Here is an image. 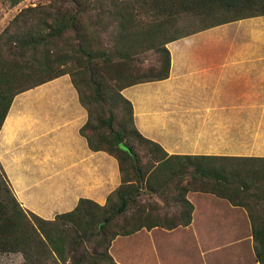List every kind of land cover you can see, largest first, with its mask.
Masks as SVG:
<instances>
[{
  "label": "crops",
  "instance_id": "0c3cea01",
  "mask_svg": "<svg viewBox=\"0 0 264 264\" xmlns=\"http://www.w3.org/2000/svg\"><path fill=\"white\" fill-rule=\"evenodd\" d=\"M167 47L168 78L123 90L140 132L168 156L264 158V14L188 34ZM87 119L69 74L14 97L0 130V164L23 207L53 220L80 198L104 205L121 185L117 158L91 149L82 135ZM152 171L157 175L149 176ZM176 175L171 167L148 173L149 226L128 241L149 239L153 253L159 238L177 241L162 248L163 264H261L251 219L263 213L261 204L251 213L213 193L186 190L187 181ZM184 196L193 205L189 221ZM119 249L124 254L121 243Z\"/></svg>",
  "mask_w": 264,
  "mask_h": 264
},
{
  "label": "trees",
  "instance_id": "16d2710c",
  "mask_svg": "<svg viewBox=\"0 0 264 264\" xmlns=\"http://www.w3.org/2000/svg\"><path fill=\"white\" fill-rule=\"evenodd\" d=\"M185 14L202 17L203 25L179 36L174 32ZM263 14L264 0H52L16 15L0 34V130L18 93L69 74L88 111L82 135L91 149L116 157L123 176L104 205L80 198L73 210L48 220L23 207L0 164V253H23L29 264L43 258L64 264H119L110 253L113 240L149 226L146 205L138 197L152 184L144 182L149 171L139 165L132 149L137 138L152 147L155 161L160 162L157 168L177 164L184 171L193 168L195 190L227 198L250 212L251 201L261 204L263 213L251 214V219L256 255L264 264V158L168 156L159 143L140 132L133 104L123 94L131 85L169 77V42ZM150 50L163 51L165 56L155 78L134 65ZM70 62L75 69L69 68ZM112 67L118 75L105 72ZM86 77L96 91L92 95L81 89L78 79ZM128 162L136 180L127 178ZM183 205L189 221L193 205L185 196Z\"/></svg>",
  "mask_w": 264,
  "mask_h": 264
},
{
  "label": "rangeland",
  "instance_id": "374dc122",
  "mask_svg": "<svg viewBox=\"0 0 264 264\" xmlns=\"http://www.w3.org/2000/svg\"><path fill=\"white\" fill-rule=\"evenodd\" d=\"M52 0H0V34L2 31L8 26V24L18 15L24 8L29 7V6H36V5H47L51 2ZM203 18L195 15H183L181 17V21L178 27V32H174L179 36L185 35L190 31H194L195 29H198L202 27L203 25ZM169 49V48H168ZM170 51V49H169ZM171 54V51H170ZM164 52L163 51H155V50H150L147 51L146 54H143L140 57H137L134 65L141 66L144 68L143 72L148 74V78H155L158 77V75L162 71V67L164 64ZM142 60V62H138ZM69 68L75 69L74 62H70ZM105 72L109 76H116L118 75V72L116 73L115 69L112 67L108 73V68L104 69ZM81 89L88 95L94 94V87L92 84L89 85L88 79L83 80V78L78 79ZM138 84V83H137ZM96 92V91H94ZM133 151L139 156V165L142 166L143 168H146L149 172L153 170L154 168H157V165L160 162L155 161L156 159L154 158L156 155L155 153L151 150V146H147L145 144H142L137 138H134L133 140ZM151 147V148H150ZM157 155H160V152H157ZM127 165V178L128 179H135L134 177V170L131 167L130 162L126 163ZM155 165V166H154ZM152 166H154L152 168ZM180 164H177L175 166V171L177 172V175L174 177H179V181L183 182V180L187 181L186 187L188 188H194V185H197V179L191 171L193 168H185L184 169L180 168ZM120 168V167H119ZM162 168V167H159ZM170 168V167H169ZM173 168V167H172ZM158 169V168H157ZM156 171V170H155ZM155 171H152L149 176L155 173ZM181 171L184 173L181 174ZM148 172V173H149ZM121 173V171H120ZM124 174V173H123ZM157 174V173H156ZM156 174L154 176H156ZM148 175V174H147ZM121 176L122 173H121ZM152 177V176H151ZM162 177V175L160 176ZM167 179H171L173 177L167 176ZM9 180V179H8ZM136 180V179H135ZM148 180V183H147ZM150 179L146 176V184H150ZM192 181L195 184H191ZM135 182V181H134ZM157 182V181H155ZM10 186L14 191V187L9 181ZM153 186V185H152ZM174 184L172 187L174 188ZM146 189V188H144ZM143 189V190H144ZM145 191V190H144ZM142 191V197L139 195L138 200L140 201L141 205H147L148 202V195L145 194L146 192ZM16 194V193H15ZM145 198V199H144ZM251 206L252 210L254 209L255 211L258 212L259 208L257 207V201L253 200L249 203ZM28 212H33L31 209L24 207ZM34 213V212H33ZM36 214V213H35ZM144 216V215H143ZM142 216V217H143ZM55 219V218H54ZM145 232V230L141 231H136L133 234L130 235H121L118 236L115 240H113L111 246H110V253L114 257L115 261L117 262H124L125 264H129L128 261H131L132 264H163V249L166 248V246H174L177 244V241L173 242V239L163 237V239L159 238L158 239V245L160 248H158L154 253L152 251V246L153 243L149 239H134V237L131 238L130 241H128L131 235H138ZM189 240H187L188 242ZM191 241V240H190ZM161 242V244H160ZM173 242V243H171ZM193 242V241H192ZM122 244V249L124 251V254L120 252L119 249V244ZM179 243V242H178ZM193 244V243H191ZM135 254V255H134ZM30 262L25 258L23 253H0V264H29ZM36 264H64L60 260L57 262L55 259H50V260H44V258L41 260V262L36 263Z\"/></svg>",
  "mask_w": 264,
  "mask_h": 264
}]
</instances>
